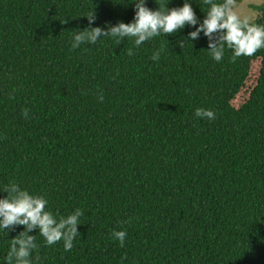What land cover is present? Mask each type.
<instances>
[{
  "label": "trees",
  "instance_id": "16d2710c",
  "mask_svg": "<svg viewBox=\"0 0 264 264\" xmlns=\"http://www.w3.org/2000/svg\"><path fill=\"white\" fill-rule=\"evenodd\" d=\"M138 2L0 0V199L14 182L57 220L84 212L71 251L29 233L32 264H264V48L216 62L203 32L189 39L210 6L146 0L188 2L198 24L71 49L75 30L134 22ZM23 231L0 228V264Z\"/></svg>",
  "mask_w": 264,
  "mask_h": 264
},
{
  "label": "clouds",
  "instance_id": "9594fccd",
  "mask_svg": "<svg viewBox=\"0 0 264 264\" xmlns=\"http://www.w3.org/2000/svg\"><path fill=\"white\" fill-rule=\"evenodd\" d=\"M205 5L210 6L206 18L196 31L189 33V39L195 41L200 33L209 41V53L216 62H220L225 54V47L233 51L231 62L235 63L241 56H253L259 49L264 48V25L252 22L249 18H241L234 11L235 0H223V3H216L214 0H203ZM136 15L134 22L125 24L118 23L116 26H109L107 30L95 27L83 31L75 30L71 49L75 50L82 44L95 45L98 38L112 37L120 43L124 38H134L136 47L144 42L160 36H166L182 30L186 25L196 27L197 16L190 3L185 2L183 7L169 9L168 6H159L158 10L152 11L146 7V0H139L135 3ZM89 24L95 22V14L87 17ZM184 40H181L180 47L184 48ZM163 48L155 51L151 57L153 61H159ZM128 55H134L131 48ZM15 89L9 99H15ZM189 91L190 90H186ZM103 101V94L99 97ZM30 109H23L22 116L30 118ZM197 118L215 119V113L211 110L197 108ZM7 197L0 199V228L14 230L16 226H24L25 231L11 240L10 250L7 254V264H32L31 254L38 249L36 236L29 233L39 229L47 246H52L63 241L64 250L71 251L73 242L80 234L78 226L80 217L84 215L81 209L67 217H60L59 220L52 212L46 211L48 201L43 196H33L28 191L22 190L14 182L10 183L3 190ZM114 239L119 241L120 247H124L125 231H113ZM39 259V256L36 257ZM126 259V257H125Z\"/></svg>",
  "mask_w": 264,
  "mask_h": 264
},
{
  "label": "rangeland",
  "instance_id": "374dc122",
  "mask_svg": "<svg viewBox=\"0 0 264 264\" xmlns=\"http://www.w3.org/2000/svg\"><path fill=\"white\" fill-rule=\"evenodd\" d=\"M264 0H235L234 11L238 16L243 18H249L251 21H254L258 15V12L253 8L255 5H260ZM246 93L242 94L235 101V105L238 106L245 99Z\"/></svg>",
  "mask_w": 264,
  "mask_h": 264
}]
</instances>
